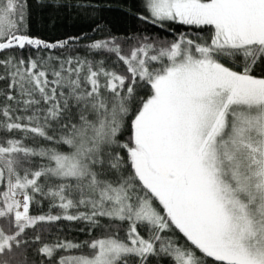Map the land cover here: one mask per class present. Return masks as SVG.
I'll return each instance as SVG.
<instances>
[{
    "label": "snow or ice",
    "instance_id": "snow-or-ice-1",
    "mask_svg": "<svg viewBox=\"0 0 264 264\" xmlns=\"http://www.w3.org/2000/svg\"><path fill=\"white\" fill-rule=\"evenodd\" d=\"M0 264H264V0H0Z\"/></svg>",
    "mask_w": 264,
    "mask_h": 264
},
{
    "label": "trees",
    "instance_id": "trees-1",
    "mask_svg": "<svg viewBox=\"0 0 264 264\" xmlns=\"http://www.w3.org/2000/svg\"><path fill=\"white\" fill-rule=\"evenodd\" d=\"M113 3H118V0H113ZM112 20L116 28L123 30L125 27H127V21H125L119 13H113ZM75 27L76 26L71 23H66L62 26V30L67 31L69 34H73Z\"/></svg>",
    "mask_w": 264,
    "mask_h": 264
}]
</instances>
